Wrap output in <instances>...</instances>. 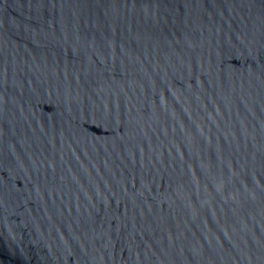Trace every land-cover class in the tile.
I'll list each match as a JSON object with an SVG mask.
<instances>
[{"label":"water","instance_id":"1","mask_svg":"<svg viewBox=\"0 0 264 264\" xmlns=\"http://www.w3.org/2000/svg\"><path fill=\"white\" fill-rule=\"evenodd\" d=\"M0 264H264V0H0Z\"/></svg>","mask_w":264,"mask_h":264}]
</instances>
